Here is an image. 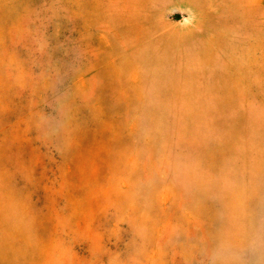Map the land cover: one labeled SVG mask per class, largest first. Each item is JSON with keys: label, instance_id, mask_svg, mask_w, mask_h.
Segmentation results:
<instances>
[{"label": "rangeland", "instance_id": "374dc122", "mask_svg": "<svg viewBox=\"0 0 264 264\" xmlns=\"http://www.w3.org/2000/svg\"><path fill=\"white\" fill-rule=\"evenodd\" d=\"M0 264H264V0H0Z\"/></svg>", "mask_w": 264, "mask_h": 264}]
</instances>
